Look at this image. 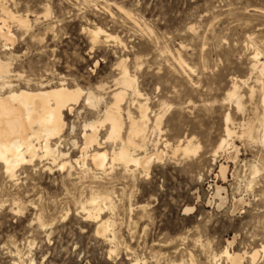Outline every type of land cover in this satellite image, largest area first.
<instances>
[{
  "label": "rangeland",
  "instance_id": "374dc122",
  "mask_svg": "<svg viewBox=\"0 0 264 264\" xmlns=\"http://www.w3.org/2000/svg\"><path fill=\"white\" fill-rule=\"evenodd\" d=\"M2 4L30 21L27 29L9 24L13 47L5 48L0 34V60L12 71L5 80L14 89L65 84L103 98L98 109L83 99L65 113L61 151L80 157L84 126L113 101L124 62L144 95L139 102L151 109L147 152L164 157L148 176L136 171L135 180L120 165L103 172L90 162L85 174L47 160L11 180L0 163V264H225L219 256L226 248L247 252L246 264H253L251 254L264 245V79L249 57L259 49L264 61V0ZM96 28L114 38L94 45L89 32ZM235 81L240 108L229 98ZM126 98L125 111L138 118L133 97ZM156 117L159 130L152 131ZM227 127L234 146L220 149ZM107 133L108 125L99 132L102 139ZM189 141L196 154L175 152ZM94 189L111 193L115 210L102 219L114 222L115 233L98 234L82 212ZM254 264H264L263 253Z\"/></svg>",
  "mask_w": 264,
  "mask_h": 264
},
{
  "label": "bare ground",
  "instance_id": "6f19581e",
  "mask_svg": "<svg viewBox=\"0 0 264 264\" xmlns=\"http://www.w3.org/2000/svg\"><path fill=\"white\" fill-rule=\"evenodd\" d=\"M2 3L3 0H0L2 12L0 34L8 43L5 45V48L8 49V46H12L15 42V36L12 35L9 24H16L21 29H27L30 21L28 17L24 18L12 13ZM89 35L94 45L99 44L102 39L114 38L100 28L90 31ZM261 56L262 53L259 49H256L249 58L252 71L259 74L258 78L264 79V61H261ZM10 67V63L0 60V81H2L0 83V163L3 165L5 175L11 180L16 179L21 170L34 166L37 161L44 160L50 161L52 166L58 165L59 170H65L66 168L72 170L75 164L85 174L93 171L90 162L92 167L103 172H107L109 168L113 169L115 165H120L124 168L126 174L130 173L133 179L135 172L138 170H142V173L148 176L153 162L160 161L164 157H161L158 153L149 154L147 152L150 126L153 124L152 117H150L151 109L147 100L145 103L139 102V99L144 98V95L138 87L136 78L129 73L124 62L119 65L121 77L117 80V86L120 88L113 94V101L106 106L104 111L102 110L103 112L98 120L89 122L84 126V143L78 147L80 157L77 159H71L69 153H65L60 149L62 147V137L67 127L65 113H72L73 107L77 106L83 99L86 105L98 109L103 102V98L92 92L86 93L79 86L70 88L65 84L54 87L41 85L42 87L34 90L14 89L12 83L7 78V81L5 80V77L12 73ZM254 93L255 90L252 88L251 94ZM128 95L133 97L130 106L137 108L138 118L133 115L130 107L127 111L124 109L123 105ZM229 98L230 101L236 102L239 108L242 106L241 97L238 93V82L236 81ZM125 115H127V121ZM161 119L162 117H156L152 131L159 130ZM229 121L230 115L227 116V122ZM107 125L108 133L105 136L106 138L102 139L99 134L100 129ZM253 131L254 129L248 126L244 134L251 136ZM260 132V140L263 144L264 124ZM226 133L228 139L222 141L220 149L225 146H232L229 141L233 133L229 127H227ZM108 143L113 144L111 150H105L103 147ZM73 144L76 147L78 146L77 142H73ZM179 151H182L185 155L197 153V150H193L192 141H189L185 146H182L181 143L175 152ZM48 170L51 171L52 168L48 167ZM258 173L256 171V174ZM222 174H225L224 170ZM92 178L95 179V177ZM95 191L84 203H81V209L88 220H93L98 224V234L106 236L114 232L115 224L110 219H102V215L106 211L114 212L115 202L110 196L111 193L105 195ZM115 236L112 234V237ZM115 241H117L116 237L112 243L114 244ZM234 242L229 245L232 246ZM260 253L264 254V245L251 254L250 258L253 264L258 260ZM247 255V252L244 254L231 253L226 248L219 259H226L224 260L225 264H246ZM213 258L216 259L218 256L215 255ZM133 263L141 264L142 262L136 260Z\"/></svg>",
  "mask_w": 264,
  "mask_h": 264
}]
</instances>
